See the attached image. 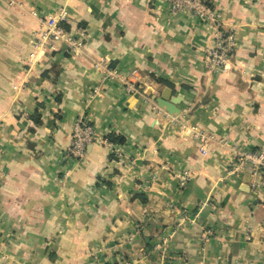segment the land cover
I'll use <instances>...</instances> for the list:
<instances>
[{
  "label": "crops",
  "instance_id": "1",
  "mask_svg": "<svg viewBox=\"0 0 264 264\" xmlns=\"http://www.w3.org/2000/svg\"><path fill=\"white\" fill-rule=\"evenodd\" d=\"M63 5L66 28L86 29L84 51L31 64L38 17ZM218 5L238 46L231 70L212 75L211 25L168 0H0V264H264V206L240 189L251 172L220 181L232 158L223 142L264 147V13ZM99 60L119 77L136 70L155 100L172 88L188 102L177 121L125 96L119 78L104 82ZM79 116L99 140L70 161ZM190 126L208 136L206 155ZM110 134L126 140L121 157L101 141ZM167 236L163 257L153 246Z\"/></svg>",
  "mask_w": 264,
  "mask_h": 264
},
{
  "label": "built area",
  "instance_id": "2",
  "mask_svg": "<svg viewBox=\"0 0 264 264\" xmlns=\"http://www.w3.org/2000/svg\"><path fill=\"white\" fill-rule=\"evenodd\" d=\"M169 11L172 14L188 13L202 22H208L212 26L219 21V14L216 9L207 6L206 0H168ZM37 16V15H36ZM38 17V16H37ZM40 27L35 32V39L32 45V52L29 55L31 64L40 62L47 52L64 51L66 53L83 52L86 45V29L78 27L76 31H70L66 28L69 20V11L67 6L63 5L58 10L47 14L44 18L38 17ZM217 36L215 46L212 50L207 51L206 68L210 72L218 70H226L228 68L230 53L235 45L232 32L228 35L220 34L216 29ZM96 69L103 71L104 82L119 78L122 83V90L125 96H140L145 103L157 114H163L168 122H176V117L170 115L164 108H161L157 101L153 98V92L148 91V87L139 80L137 71H133L129 76L119 77L116 72L109 69L103 60L94 63ZM100 87L94 89V94H98ZM186 133H189L194 139L200 143V152L207 154V146L209 138L203 134L197 127H183ZM98 136L93 125L85 116L77 117L72 126V138L70 145L67 147L64 159L70 161H80L86 154L87 147L96 141ZM106 144L110 152L116 157L122 156V146L113 144L108 139H101ZM232 154L231 161L226 169L225 175L221 178V182L226 183L239 179L246 171L251 172V180L248 182L250 191L253 193L254 199L264 206V147H243L242 145L232 144L228 147L227 142L222 143ZM191 174L187 171L176 175L178 188L187 186L191 179ZM156 178V176H154ZM208 205L213 209L216 205L211 202ZM170 207L176 208L175 204ZM260 235L264 243V215L260 220ZM169 236L162 241L154 244L153 250L166 256V246Z\"/></svg>",
  "mask_w": 264,
  "mask_h": 264
},
{
  "label": "rangeland",
  "instance_id": "3",
  "mask_svg": "<svg viewBox=\"0 0 264 264\" xmlns=\"http://www.w3.org/2000/svg\"><path fill=\"white\" fill-rule=\"evenodd\" d=\"M248 3H249V5H250V3H251V6H257V8H258V10H257V12H259L260 14V16H261V13H264V0H246ZM169 2V1H168ZM206 4H207V6H209V7H212V8H214V9H216V11L218 12V14H219V21H218V23L217 24H215V26H212L210 23H209V25H211V26H209L211 29H212V32H213V36H214V45H213V47L212 48H210V49H208L209 51L210 50H212L213 48H214V46H215V41H216V36H217V32H215L216 31V29L218 30V32L220 33V34H225L224 36H226V35H228L229 34V32H232L233 33V36H234V40H235V45L233 46V49H232V51H231V53H230V58H229V60L231 59V55H232V53L236 50V48H237V46H238V25L236 24V23H234V22H231V21H229V20H227L226 18H225V16H224V12L222 11V10H220L221 8L219 7V5H218V0H206ZM195 18V17H194ZM204 23H207L208 24V22H204ZM206 56H207V54H206ZM231 62L229 61V63H228V68L226 69V70H218V71H216V72H210V70H207L210 74H214V73H218V72H224V73H227L228 71H230L231 70Z\"/></svg>",
  "mask_w": 264,
  "mask_h": 264
},
{
  "label": "water",
  "instance_id": "4",
  "mask_svg": "<svg viewBox=\"0 0 264 264\" xmlns=\"http://www.w3.org/2000/svg\"><path fill=\"white\" fill-rule=\"evenodd\" d=\"M156 101L158 105L161 108H164L170 115L181 114L182 110L178 107V105L181 103H188L182 96L174 95V92L170 87L164 88ZM240 189L245 193L250 191L249 185L246 183L242 184Z\"/></svg>",
  "mask_w": 264,
  "mask_h": 264
},
{
  "label": "trees",
  "instance_id": "5",
  "mask_svg": "<svg viewBox=\"0 0 264 264\" xmlns=\"http://www.w3.org/2000/svg\"><path fill=\"white\" fill-rule=\"evenodd\" d=\"M159 83H161V84H168L167 82H164L163 80H161V79H158L157 80ZM108 140L110 141V142H112L113 144H117V145H123L124 143H125V138L124 137H121V136H118V135H116V134H110L109 136H108Z\"/></svg>",
  "mask_w": 264,
  "mask_h": 264
}]
</instances>
